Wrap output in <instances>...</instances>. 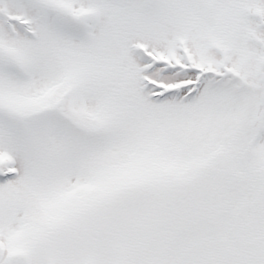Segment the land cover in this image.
<instances>
[{
	"label": "snow or ice",
	"instance_id": "1",
	"mask_svg": "<svg viewBox=\"0 0 264 264\" xmlns=\"http://www.w3.org/2000/svg\"><path fill=\"white\" fill-rule=\"evenodd\" d=\"M0 264H264V0H0Z\"/></svg>",
	"mask_w": 264,
	"mask_h": 264
}]
</instances>
